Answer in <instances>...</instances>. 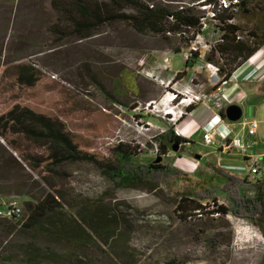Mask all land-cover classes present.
Listing matches in <instances>:
<instances>
[{"label":"rangeland","instance_id":"1","mask_svg":"<svg viewBox=\"0 0 264 264\" xmlns=\"http://www.w3.org/2000/svg\"><path fill=\"white\" fill-rule=\"evenodd\" d=\"M156 1L173 10L193 7L198 16L207 13L199 5L204 0ZM51 3L52 0H0V111L21 98H40L44 107L88 143L90 152L107 158L113 148L122 144L137 151L132 160L135 166L149 167L160 160L157 164L185 175L175 178L171 173L169 182L157 188L147 181L137 188H117L95 166L75 163L57 169V176L44 168L36 172L27 169L28 179L37 182L45 195H51L70 214L78 203L90 200L125 216L133 228L130 252L136 264H260L264 257V219L252 222L229 214L219 219L205 216L183 222L177 214L178 196L193 194L203 184L215 191L217 204L232 209L233 204L221 189L224 180L215 176L205 161L197 160V156L204 157L212 165L218 160L222 140L215 130L206 132L210 123L201 126L202 132L193 134L191 144L160 155L168 128L177 135L179 130L183 138L189 136L181 129V124L191 119L192 114L181 118L189 103L194 101L197 108L211 110L216 120L231 105L224 100L229 86L219 84L221 77L206 61L208 52L204 53L200 40L189 45L179 36L143 35L123 23L104 26L90 39H59L51 32L58 23ZM208 23L215 32V23ZM234 23L246 31L253 28L251 18L241 13ZM191 48L197 49L199 58L193 67H186ZM20 63L39 70L44 76L43 84L34 90L15 86L7 72ZM250 65L247 77L242 78L244 84L263 82L260 66L264 67V59ZM182 72L185 76L176 79ZM237 84L246 88L240 80L232 81L233 86ZM172 93L179 94L173 103ZM183 99L185 103L180 104ZM100 112L111 124L105 130L94 131ZM220 120L222 124L227 122ZM239 155L228 159L242 162L240 151ZM19 182L14 178L0 179V186H7L6 193L0 194V204L17 200L27 219L25 204L32 199L13 194ZM56 190L62 192L64 200L55 197ZM33 192L37 198L42 196ZM8 228L0 220V261L15 254L22 243L20 226L11 234ZM100 261L116 264L113 256H102Z\"/></svg>","mask_w":264,"mask_h":264},{"label":"trees","instance_id":"2","mask_svg":"<svg viewBox=\"0 0 264 264\" xmlns=\"http://www.w3.org/2000/svg\"><path fill=\"white\" fill-rule=\"evenodd\" d=\"M51 4L58 15V23L51 32L59 39L73 36L86 40L98 35L104 26L123 23L139 34L179 36L190 45L200 33L201 19L205 17L198 16L193 7L173 10L156 0H52ZM216 4L217 0H204L199 4L201 8L211 6L217 21V42L206 55V61L217 69L221 77L219 84L231 87L234 74L264 48V0H243L237 11L219 10ZM239 13L251 18L252 30H243L234 23ZM198 58V53H192L186 67H193ZM7 74L15 86L28 90L38 88L44 80L43 74L28 63L15 65ZM184 76L185 72H182L176 79ZM261 90L264 91V87ZM196 109V104L189 105L181 118ZM219 115L226 120L224 112ZM96 120L94 131L105 130L111 124L101 112ZM181 144L191 142L168 128L160 145V155H167ZM132 151L119 144L107 158L90 152L88 143L44 107L40 98H21L0 111V179L20 180L13 194L32 199L25 204L27 219L20 222L2 220L9 226V234L20 226L22 243L17 246L15 254L5 256L0 264H102V256H113L116 264H136L130 252L133 228L125 216L90 200L78 203L71 214L63 211L51 195H45V190L37 182L28 179L27 173V169L36 172L44 168L57 176L56 170L63 166L87 163L102 171L117 188H137L146 181L157 188L161 183L169 182L171 173L175 178L185 175L157 163L149 167L135 166L132 160L137 151ZM206 165L215 176L224 180L221 189L233 204L232 209L218 205L215 191L203 184L202 189L193 194L178 196L177 214L181 221L189 222L205 216L219 219L229 214L252 222L264 219L261 185L232 175L209 162ZM42 179L51 190H55L47 179ZM6 187L0 186V194L6 193ZM33 190L42 196L37 198ZM243 192H247L248 197L243 196ZM55 197L64 200L61 191L56 190ZM207 201L211 203H203ZM260 264H264V257Z\"/></svg>","mask_w":264,"mask_h":264},{"label":"crops","instance_id":"3","mask_svg":"<svg viewBox=\"0 0 264 264\" xmlns=\"http://www.w3.org/2000/svg\"><path fill=\"white\" fill-rule=\"evenodd\" d=\"M209 36V33L206 34V40ZM263 59L264 48L261 49L251 60L257 63ZM246 65L238 71L242 70L246 67ZM245 69V71L241 72L243 74L239 80L242 82V85L246 86V88L242 87L241 89L238 84L234 86L232 85L231 87H228L225 95V97H227L226 102L229 104H236L241 107L243 113L242 118L236 123L224 121L219 133H222L225 136L228 132H230L231 135L227 140L228 144H230L231 141L242 137L243 145L246 147L247 152L244 155H241L243 158L242 162L228 159V157L236 158L239 155V150H224L221 148L224 141L220 138L222 141H220L218 146L219 149L217 150L219 153L217 155L218 160L216 162V166L232 175L246 179L253 184H259L261 185L262 190H264V91L261 90V88L264 87V81L258 84H244V79L247 77V72L249 71L250 66H247ZM244 76L245 78L242 80ZM235 88H238L239 90H235ZM240 90L242 94L238 93ZM215 115L216 114H214L211 110H202V108H197L190 116L191 119L188 118L181 124V129L185 131L186 134L189 133V136L185 139L189 141L190 138L194 137L193 134H196L198 130L202 132L201 126L206 123L208 124ZM252 122H257L258 130L255 135L250 136L248 134V129ZM214 125L216 126L215 121L213 122L210 130L214 128ZM195 144L196 143H194V145ZM234 151L236 153L231 154ZM224 156L225 158L227 157V159H223ZM256 159L260 162L259 172L257 175H250L246 171L250 162ZM200 160L207 163L206 160H204V157ZM242 195L248 197L247 192H243Z\"/></svg>","mask_w":264,"mask_h":264},{"label":"built area","instance_id":"4","mask_svg":"<svg viewBox=\"0 0 264 264\" xmlns=\"http://www.w3.org/2000/svg\"><path fill=\"white\" fill-rule=\"evenodd\" d=\"M241 1H243V0H217L216 5H217V8L219 10H236L237 11L238 10L237 6L239 5V3ZM202 8L207 13H206V16L201 19V30H200V33L198 34V36L196 37V40H200V42L203 44L202 47L205 49L204 53H207L210 51L211 47L217 42V38H218L217 35L215 34V32H213V30H210V25H209L208 21H213L215 23L214 25L217 24V21L215 18V13L213 12V8L211 6L202 7ZM208 33L210 36L206 40L205 36ZM196 52H197V49L191 48L190 54H188V56H190V58H191L192 53H196ZM187 59L189 60V58H187ZM213 69L215 70V75H217V69L214 67H213ZM262 71H264V70H262ZM178 98H179V94L172 93L171 99H170L171 103L176 101ZM179 103L184 104L185 99L181 100ZM192 103H194V101L189 103L187 105V107L189 105H191ZM215 120H216L215 118L212 119V121L210 122V127H211V125H213L212 123ZM219 120H216L218 122L216 123V127L213 129V131L215 130L218 133V135L220 136V138L224 141L222 148L226 151L232 150V149H237L240 151V153L242 155H244L247 152V149L243 145L242 137H239L238 139L233 140V141H231L230 144H228L227 140L229 139V136L231 134H230V132H228V134H226L224 136V134L219 133V130L221 129V127L223 125L221 123L222 121L221 120L219 121ZM257 130H258L257 122H252L250 124L249 129H248V134L250 136H253L257 133ZM206 132H209V131L206 130ZM259 166H260V162H259V160L256 159V160L250 162V165L248 166V169L246 172H248L250 175H257L259 172ZM249 195H250V197H252L253 193L249 194ZM23 219H24L23 205L20 204L17 200H12L11 202H9L7 204H0V220H9V221L20 222V221H23Z\"/></svg>","mask_w":264,"mask_h":264},{"label":"water","instance_id":"5","mask_svg":"<svg viewBox=\"0 0 264 264\" xmlns=\"http://www.w3.org/2000/svg\"><path fill=\"white\" fill-rule=\"evenodd\" d=\"M242 109L238 105L231 104L226 108L225 116L226 120L230 123H236L241 120L242 118ZM179 150V146H176L173 149V152H177ZM201 157L197 156V160H200ZM157 163H160V160L157 161Z\"/></svg>","mask_w":264,"mask_h":264},{"label":"bare ground","instance_id":"6","mask_svg":"<svg viewBox=\"0 0 264 264\" xmlns=\"http://www.w3.org/2000/svg\"><path fill=\"white\" fill-rule=\"evenodd\" d=\"M254 60V59H253ZM250 63H248L249 65L251 64V62H252V60L251 61H249ZM248 64L246 65V67H244L242 70H240V71H238L237 73H235L234 74V76L232 77V81H234V82H237L238 80H239V78L242 76V74L243 73H241V72H243V71H245L246 69L245 68H247V66H248ZM251 66V65H250ZM249 67V66H248ZM261 67V69H263L264 70V67L262 68V65L260 66ZM258 75V74H257ZM224 100L225 101H227V97H224ZM169 104V103H168ZM169 106V105H168ZM169 114H172V113H169ZM168 115V114H167ZM212 120H210V122H211ZM209 122V123H210ZM215 122L217 123V121L215 120ZM208 123V124H209ZM213 124V123H212ZM212 126V125H211ZM216 126L214 125V128H215ZM213 128V129H214ZM211 129V127H209L208 128V130L207 131H209V132H211V131H213V129L212 130H210ZM178 132L180 133V135H182V133L178 130Z\"/></svg>","mask_w":264,"mask_h":264},{"label":"flooded vegetation","instance_id":"7","mask_svg":"<svg viewBox=\"0 0 264 264\" xmlns=\"http://www.w3.org/2000/svg\"><path fill=\"white\" fill-rule=\"evenodd\" d=\"M185 145H187V144H181V145L179 146V150L182 149Z\"/></svg>","mask_w":264,"mask_h":264}]
</instances>
